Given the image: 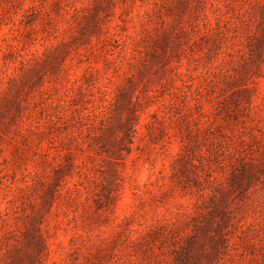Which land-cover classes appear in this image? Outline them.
<instances>
[{"label":"rangeland","instance_id":"1","mask_svg":"<svg viewBox=\"0 0 264 264\" xmlns=\"http://www.w3.org/2000/svg\"><path fill=\"white\" fill-rule=\"evenodd\" d=\"M0 264H264V0H0Z\"/></svg>","mask_w":264,"mask_h":264}]
</instances>
